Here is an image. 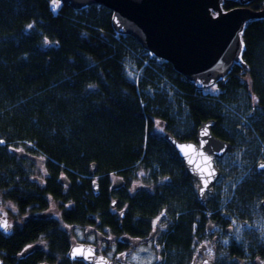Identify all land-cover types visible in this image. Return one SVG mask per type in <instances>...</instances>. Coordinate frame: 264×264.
I'll list each match as a JSON object with an SVG mask.
<instances>
[{
    "label": "trees",
    "instance_id": "trees-1",
    "mask_svg": "<svg viewBox=\"0 0 264 264\" xmlns=\"http://www.w3.org/2000/svg\"><path fill=\"white\" fill-rule=\"evenodd\" d=\"M235 4L226 1L223 7ZM242 40L246 67H233L210 94L132 37L117 34L107 8L76 10L60 2L53 12L52 0H0V203L11 218L30 216L11 234L0 233L2 264H69L70 235L62 223L85 226L91 216L111 223L108 187L114 175L122 177L126 192L114 197L120 206L127 203V216L138 225L148 229L155 214H167L160 243L175 251L171 261L184 262L186 245L219 205L199 200L196 183L164 134L195 139L199 124L210 119L229 153L238 148L231 179L243 180L242 165L253 168L229 206L248 211L264 198V174L257 171L264 157V20L247 23ZM130 63L141 71L138 82L127 77ZM172 102L177 111L170 109ZM34 157L44 160L43 183ZM63 177L67 184L59 181ZM50 203L60 209V219L50 215ZM39 236L46 237L47 250L20 258Z\"/></svg>",
    "mask_w": 264,
    "mask_h": 264
},
{
    "label": "water",
    "instance_id": "water-1",
    "mask_svg": "<svg viewBox=\"0 0 264 264\" xmlns=\"http://www.w3.org/2000/svg\"><path fill=\"white\" fill-rule=\"evenodd\" d=\"M226 1L246 4L248 0H60L76 10L91 5L107 8L117 34L132 37L143 50L168 62L176 73L200 90L221 81L224 83L233 67H246L242 59L243 32L247 23L264 19V8L252 10L240 5L224 9ZM215 125L213 119L200 123L194 140L180 141L170 133L164 134V139L183 162L187 175L196 182L199 200L212 192L211 186L220 174L213 157H221L229 149L228 142L212 133ZM261 165L259 163L258 167ZM94 169L92 163L89 175ZM209 173L212 176L208 187L201 193L202 177L207 179ZM93 190L97 193L96 181ZM261 205L264 206V201ZM5 223L8 227H0V231L9 234V220L1 215L0 225ZM76 249L82 251L74 256ZM67 256L86 264H100L101 261L112 264L105 257L95 258L94 248L84 243L72 244ZM205 261L212 264L204 258L199 264Z\"/></svg>",
    "mask_w": 264,
    "mask_h": 264
},
{
    "label": "flooded vegetation",
    "instance_id": "flooded-vegetation-1",
    "mask_svg": "<svg viewBox=\"0 0 264 264\" xmlns=\"http://www.w3.org/2000/svg\"><path fill=\"white\" fill-rule=\"evenodd\" d=\"M235 5H244L252 10H260L264 8V0H248L246 4H240L237 2ZM213 129L214 127L212 130ZM227 153L228 150L221 157H213L215 167L220 174L211 186L212 192H207L202 199L206 200L211 206L213 205L212 203H217L219 207L214 210L212 217L207 219L206 224L203 226L204 229L198 235V238L195 241L190 239L186 245L184 253L186 256L184 258L185 261L181 264H199L201 263L202 258L212 261V264H264V206L261 205L264 198H261L259 204L257 203L248 211L244 210L243 212H236L238 208L240 210L244 208L241 206L236 210H234L235 206L232 208L233 205L226 208V210L220 207L225 206L224 204H220L222 201L227 200L230 197H233L234 200L240 186L238 177L236 181L230 180V183L222 184L224 188H220L221 186H219V183L216 185L220 176L224 173L223 170L226 173H230L234 172V168L237 167L232 163L233 161L231 159L230 161L223 159ZM262 158L264 157H261L258 160L257 171L264 174V168L258 167L259 163L264 164V159ZM33 159L38 162V165L43 167L44 160L42 158L34 157ZM244 170V173H246L247 168L245 166ZM249 173L251 175V172ZM185 174L187 175L186 172ZM246 175L247 173L243 175V180L247 177ZM65 178L63 177L59 181L62 182L65 180L67 184L68 181ZM43 179L44 178H41L40 180L43 182ZM119 181L121 182L120 184L117 183ZM233 183L235 184L233 185ZM123 189L124 183L122 177L114 175V179L108 187L110 202L108 205L107 216L113 217L111 223H108V220L110 219L106 216L101 218L91 216V223L85 225L84 232L82 233L83 238L76 241L72 239L73 235L71 234V231L83 227L79 225L62 224L65 231L70 235V246L74 243L89 244L94 248L95 258L105 257L109 259L112 264H133L129 260L133 251L140 247L143 248V245L153 243L151 246L149 245V247H154V249H156L157 261L154 260L152 262L153 264H161L163 259H165L166 264H179V260L171 261L175 251H165L166 244L164 245L162 241V243H160L161 233L165 232L168 226L167 214H165V212L157 213V220L154 221L153 216L149 221L148 229H144L145 227L143 225H138V223L134 222L133 219L127 216V203L125 202L120 206L119 199L114 197L118 193H121ZM126 190L130 195L135 192L133 187L126 188ZM222 191L227 193L230 197L223 194ZM124 194H126V192L121 193V196L125 197ZM13 211L16 212L14 209ZM56 212L60 219L59 211L56 210ZM0 214L11 217L4 206H0ZM209 214L210 212H208V216ZM31 215L34 216L35 213H32ZM28 217H30L29 214L22 216L20 220L10 221L9 234L13 232L16 225H21L19 221L26 222ZM0 233L2 232L0 231ZM45 238V236H39L36 241L26 244L22 252L19 254V257L26 258L40 249L47 250L48 242ZM152 239H154L153 242H151ZM1 257L2 252L0 251V263L2 264ZM46 257L48 258L49 256L46 255ZM67 259L69 264H86L82 260H73L68 256ZM39 264L58 263L43 261Z\"/></svg>",
    "mask_w": 264,
    "mask_h": 264
},
{
    "label": "rangeland",
    "instance_id": "rangeland-1",
    "mask_svg": "<svg viewBox=\"0 0 264 264\" xmlns=\"http://www.w3.org/2000/svg\"><path fill=\"white\" fill-rule=\"evenodd\" d=\"M52 4H53V0H52ZM128 69L126 70V74H127V77L129 78V80H131V81H133V82H138V80L140 79V77L142 76L141 75V71L137 68V66H136V64L135 63H130V64H128ZM131 68V69H130ZM217 89H218V87H217V84H215V85H212L211 87H208V88H206V89H203V91H204V93H210V94H215L216 93V91H217ZM169 101H172L171 100V97L169 96L168 98H167ZM172 105H171V107H170V109L171 110H173V111H177L178 109H179V106L177 107V103H171ZM182 108L184 109V107L182 106ZM257 111H259V113H262L263 114V112L262 111H260V110H257ZM224 113V115H223V117L222 118H226L227 117V115H226V113L225 112H223ZM184 114V113H183ZM259 116L261 115V114H258ZM259 118V117H258ZM257 118V119H258ZM224 122V121H223ZM157 128H161V126H158ZM226 130H228V129H226ZM229 131V130H228ZM242 131H240L239 130V134H241L242 135ZM229 136H231V135H229ZM239 138H241V137H238V136H236V139H235V141H240V140H243L242 138L241 139H239ZM257 139V136L256 135H254V137H252V139ZM254 139H253V141H254ZM257 141L259 142V140L257 139ZM260 142H263L261 139H260ZM259 142V143H260ZM1 143V142H0ZM243 144V143H242ZM263 144V143H262ZM260 146H261V143H260ZM235 148H237V147H235ZM262 149V148H261ZM237 150H238V148L237 149H234L233 151H231L232 153H229L230 151H229V149H228V153L223 157V159H227V160H229L230 161V159H231V157L233 156L234 157V155H235V153H237ZM180 160V159H179ZM239 163H242L243 161H241V160H237ZM180 162H182L181 160H180ZM245 163V162H244ZM173 166V165H172ZM183 166V170H184V172H186L185 171V168H184V165H182ZM244 166L245 165H242V167L244 168ZM39 168H40V171H39V175L40 176H38V177H41V178H44V179H46V177H48V174L46 173V172H44L43 171V167H41L40 165H39ZM246 168H247V171H246V173H247V175H250V173L249 172H251V175H252V173H253V171L251 170V169H253V168H251V169H249L248 168V166H246ZM173 172V171H172ZM246 173H244V174H246ZM222 174V173H221ZM229 174H231V173H224V175L222 174L221 176H220V178H219V181H217V184L216 185H218V183H219V186H221L220 188H224V186L222 185L223 183H230V180H232L231 178V176L229 175ZM255 176H258V175H255ZM60 177H62V176H60ZM118 177V176H117ZM254 176H251L250 177V179H252ZM249 178V177H248ZM114 179V177L112 178V180ZM192 179V178H191ZM234 179H235V177H234ZM242 179V178H241ZM241 179H238L239 180V184H241V183H243L245 180H241ZM245 179H247V177L245 178ZM193 180V179H192ZM257 180V179H256ZM194 181V180H193ZM137 182L139 183V184H144L145 183V181L144 180H137ZM195 182V181H194ZM43 183V182H42ZM61 183H66L65 182V180L64 181H62ZM196 183V182H195ZM215 185V186H216ZM98 188V187H97ZM222 193L223 194H225L226 196H229L227 193H225V192H223L222 191ZM230 197V196H229ZM224 198H225V196H224ZM232 200V198L230 197V198H228L227 200H224V201H222L220 204H224L225 206H220L221 208H224V210H226V208H228L229 207V201H231ZM1 202V201H0ZM259 202H260V200H259ZM259 202H258V204H259ZM0 206H4L2 203H0ZM48 211H49V213H50V215H54L55 217L57 216V212H56V210H58V211H60V209L58 208V207H56L54 204H52V203H50V207H48V209H47ZM1 215V214H0ZM6 216V215H5ZM7 218H8V220H9V223H10V221H16V220H20L22 217H19V218H17V219H15V218H11V217H8V216H6ZM10 218V219H9ZM153 218V217H152ZM157 218H158V215L157 214H155L154 215V221H156L157 220ZM19 222H21V221H19ZM62 223V222H61ZM11 224V223H10ZM10 224H9V227H10ZM63 224V223H62ZM80 226V225H79ZM61 227H62V225H61ZM81 227H83V228H80V229H76L75 231L74 230H72L71 231V234L73 235V240H80V239H82L83 238V235H82V233L84 232V228H85V226L83 225V226H81ZM154 241V239H152V241L151 242H153ZM153 244V243H152ZM152 244H148V245H143V248L142 247H140L139 249H137V250H134L133 251V253H132V255H130V261L133 263V264H153L152 262L154 261V260H156L157 261V254H156V249H154V247L152 248V247H149V245L151 246ZM157 245V244H156ZM155 264V263H154ZM161 264H166V261H165V259H163V261H162V263Z\"/></svg>",
    "mask_w": 264,
    "mask_h": 264
},
{
    "label": "snow or ice",
    "instance_id": "snow-or-ice-1",
    "mask_svg": "<svg viewBox=\"0 0 264 264\" xmlns=\"http://www.w3.org/2000/svg\"><path fill=\"white\" fill-rule=\"evenodd\" d=\"M59 6H60V0H53L52 11L55 12L59 8ZM29 27H31V25H29ZM253 99H255V97H253ZM260 167L264 168V164H262ZM211 176H212V173H209L207 179L202 177V179H203V187L200 188V192L201 193H204L205 189L208 187V183H209V180L211 179ZM0 227L7 228L8 225L5 223V224L0 225ZM81 251H82L81 249H76V250H74L73 255L74 256L78 255V254L81 253ZM89 254H90V250H89ZM100 264H102V261L100 262ZM205 264H208V262L205 261Z\"/></svg>",
    "mask_w": 264,
    "mask_h": 264
},
{
    "label": "bare ground",
    "instance_id": "bare-ground-1",
    "mask_svg": "<svg viewBox=\"0 0 264 264\" xmlns=\"http://www.w3.org/2000/svg\"><path fill=\"white\" fill-rule=\"evenodd\" d=\"M182 164H183V162H182ZM160 198H161V200H163V201H168V200H167V197L164 196V195H163L162 197H160Z\"/></svg>",
    "mask_w": 264,
    "mask_h": 264
}]
</instances>
